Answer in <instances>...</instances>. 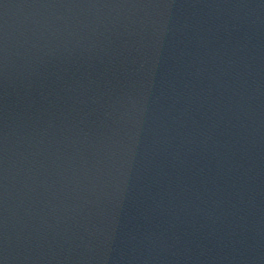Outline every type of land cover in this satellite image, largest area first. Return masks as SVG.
Masks as SVG:
<instances>
[{
    "label": "water",
    "instance_id": "water-1",
    "mask_svg": "<svg viewBox=\"0 0 264 264\" xmlns=\"http://www.w3.org/2000/svg\"><path fill=\"white\" fill-rule=\"evenodd\" d=\"M0 264H264V0H0Z\"/></svg>",
    "mask_w": 264,
    "mask_h": 264
}]
</instances>
